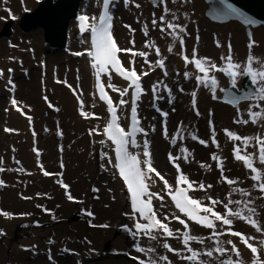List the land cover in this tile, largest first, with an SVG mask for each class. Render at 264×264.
<instances>
[{
    "label": "bare ground",
    "instance_id": "1",
    "mask_svg": "<svg viewBox=\"0 0 264 264\" xmlns=\"http://www.w3.org/2000/svg\"><path fill=\"white\" fill-rule=\"evenodd\" d=\"M119 1L116 2L113 8L114 13L118 8ZM33 3L34 0H0V20L9 13L18 14L23 7H29ZM99 3L100 0H86L85 4L80 3L78 11L82 13V10L88 4L91 11L90 16H96ZM135 3L141 4V8L136 9ZM165 6L169 9L166 19L171 20V13H175L178 19L174 22L186 26L187 34L183 36V48H181L179 41H174L170 35L161 33L159 27L156 29L151 27L152 13L155 12L158 19L160 15L164 14L163 9ZM203 9V0H191V3L188 4H185L183 0H175V3H173V0H163V2L158 0L155 6H151L149 0H133L128 8L123 6L120 9L121 12H119L118 18L122 23L121 31L123 34L120 39L115 36L114 19L116 17L113 14V36L119 46L128 48L133 46L132 41L135 40V44L139 42L142 51L148 53V64L144 63L142 57V71L150 70L151 72L143 79V83L145 81V83L151 82L152 85L156 84V91L163 99H155L151 91L152 87L149 88L144 104L146 113L142 116V126L148 133L147 139L151 153L157 154V156L160 155L158 160L162 163L166 172L169 171V176L173 174L174 181L177 175L174 166L168 159L169 153H172L177 157H181L182 171L189 176L190 180L202 182L205 185H213V188L207 193L199 191L201 201H207L206 197L210 194L215 199L227 202L229 192H231L233 200L247 199V197H242L239 194L238 189L243 187L246 191L251 192L252 206L256 208L258 213L257 219L264 225V199H261L257 189L252 187L253 182L250 179V171L243 164L235 162L232 156L233 142L224 132V129H228L241 136L264 137V115L258 118L256 124L251 122L248 124L234 123L236 119H248L249 105H253V111H260V108L255 107V105L261 102L256 101L254 98L250 101L241 102L238 106H231L222 102L220 100L222 96L220 89L226 86V79L222 73H212L218 80L215 93L217 99L214 100L212 99V88L210 86L205 87L203 83L197 84L195 77L202 74L195 69L194 65L188 64L186 68L181 66L183 54H186L190 60L193 49L197 51L198 57H208L211 62L222 66L226 61L221 60V57L228 55L229 45H231L233 61L240 64L241 69L247 66V57L251 55L254 57L252 66L264 70V28L258 26L251 29V40H254L255 44L252 48H249L250 37L246 38L244 36L242 26L234 21L227 23L210 22L203 15ZM185 12L187 15H185ZM125 25H129L130 28H126ZM146 25L149 29L147 37L144 36L142 31ZM70 27H74L72 20L70 21ZM34 35L37 36V33L34 32L25 36L15 34L9 45L5 44L4 39L0 40V70L4 72V75L0 76V96L1 98L4 96L10 101L15 98L19 102L20 99L16 97L19 91L21 97L27 100L26 104L19 102L22 105L24 114L20 112L18 116H14L11 111L6 113L5 110H1L0 105V159L3 160V164L0 166L6 169L0 172V179L4 180L7 185L0 190V210L13 214L10 219L0 216V229L9 231L17 221L37 220L39 222H49L53 220V216L56 217L59 214L66 213L71 209L72 200L70 201L67 198L66 190L60 186V183L68 185L67 193L75 197L82 179V171L89 173L88 183L95 182L96 189L99 190L95 194L97 198L95 205L99 206V215H104L105 211H108V214L100 219L107 218L102 222L107 221L110 226L108 229H95L82 224L83 240L73 245H67V253L59 250L53 243L46 244L43 234H40L39 231H35L33 237L16 242L12 253L6 251L7 241L4 240L0 243V264H25L23 259L26 253L23 248L33 245L36 246L34 249L38 251L39 256L43 254L52 256L53 261L49 263L46 260V264H52L53 262L56 264H84L85 257L98 258L91 264H135L122 257L116 258V256L99 258V252L106 243L110 244L109 248L112 251H126L131 256L144 259L146 264L149 257L157 260L158 264H164V262L159 261L160 256H168L172 264H184L185 261H182L179 256H174L173 253L163 248V239L157 243L147 237L139 238L138 242L141 247L152 248L154 251L152 253H136L135 242L126 245L122 235L110 238L115 236L117 222L120 224V214L118 212L116 214V211H120L126 195H124L122 186L113 172L112 164L108 163L109 160L113 162L110 145L99 143L102 139L101 128L106 120V115L93 95L92 72L89 67V60L85 57L89 47L87 34L76 40L70 36L67 50L57 53L58 57L54 54L46 56L44 48L40 46ZM146 41H151L154 47L146 48ZM217 42L220 44L219 47ZM169 46L173 49L171 53L168 52ZM156 47L161 50L160 57L156 55ZM69 50L84 54L77 56L75 59H70L68 58ZM160 58L165 61V69L158 67L156 70L155 61ZM9 68L13 69L11 74L7 71ZM165 70L168 72L167 76L164 75ZM185 71L189 73L188 78L183 75ZM9 77L15 85L16 79L23 80L27 78L28 80V82L22 81L19 87L16 85L11 99H8L7 94V88H10L7 84ZM237 82H239V76ZM112 84L118 89L123 86L122 82L113 76ZM165 85L167 87H164ZM168 89H171V103H168ZM180 89H183V91H180ZM193 92L196 93L195 108L192 103ZM77 94L84 101L83 110L94 113L95 116L85 118L80 115L81 106L77 100ZM45 97H47V100L44 99ZM144 97L145 91L143 92L142 102ZM49 103L53 108L56 107V111L48 113L44 117L43 111H49L52 108L49 107ZM157 108L168 112V117L161 116L160 112L156 110ZM197 109L200 112L199 116L196 115ZM29 116L32 117L31 123L28 120ZM96 116H99L100 119H96ZM210 120L215 127V136L219 148L211 145L212 125L209 124ZM44 123L47 125L45 126ZM91 124H96L95 129L98 130L92 135L89 134V130L92 129ZM153 126H155L156 131L152 130ZM165 126L168 132L167 138L164 134ZM5 128L14 131L5 132ZM33 132L36 133L35 136H33ZM56 132L61 133V138L54 141L53 135ZM171 135L176 137L175 143L166 146V140ZM192 135L208 140L210 147L206 148L200 145L198 141L192 140ZM144 139L143 134H140L138 143L142 145ZM254 145L255 141H252V145L249 146L247 151L256 157L254 166L258 170H264L259 164L258 147ZM240 146L243 150L242 143H240ZM95 148L100 153L107 154L103 161L101 155L99 161L95 154L92 155ZM181 148H186L188 151L181 153ZM33 149L37 151H33ZM137 149L142 154V147ZM213 153L221 158L224 174L228 178L236 180V184L229 187L221 179L220 171L216 167L217 161L211 159ZM184 156H187V160L183 158ZM17 160L20 161V164L16 163ZM102 162L105 165L104 169L100 167ZM201 165H210L211 169L207 166L201 167ZM154 167L157 168L155 165ZM17 168H23L24 171L7 170ZM157 170L160 172L158 168ZM43 171L49 172L50 175H43ZM48 181L51 183L49 184ZM31 187L38 190L37 205L42 206L36 207L34 211L26 209L24 207L25 201L19 200L20 196L25 194V191ZM189 194L195 198L194 192ZM163 203L165 210L169 213L168 215L171 216L174 212L167 200L164 199ZM160 204L161 201H156L155 209L157 211ZM233 207L235 206L233 205ZM45 209L48 211L46 212ZM89 211L95 214L97 208L93 206L92 210ZM24 213L30 215H23ZM127 213L129 212L127 211ZM158 213L160 218L163 219L159 211ZM117 216L119 217L118 220H116ZM127 217L129 222L130 218L128 215ZM93 219V217L87 216V221L92 222ZM169 226L174 231L176 229L182 230V226L175 219L169 221ZM232 228L241 231L245 235L252 236L253 240L251 242L258 248V255L264 258V245L261 244V241H264V234L256 232L251 225L241 220H235ZM193 234L205 237L211 235L210 232L205 231H195ZM128 235L131 236L130 233ZM221 239H233L240 249L244 264H251L253 259L251 252L240 244L238 237L227 236L221 237ZM46 240H48V237H46ZM168 242L180 251H185L181 242L171 238ZM205 244L208 247L214 246L211 239H206ZM78 245H83V247L80 248ZM192 246L201 251L205 248L204 245L196 243H193ZM224 246L226 249L230 248L226 243ZM202 259L207 261L209 258L204 256ZM233 259H235L234 255ZM217 262L218 260H213V264H217ZM32 264L45 263L39 257Z\"/></svg>",
    "mask_w": 264,
    "mask_h": 264
},
{
    "label": "snow or ice",
    "instance_id": "2",
    "mask_svg": "<svg viewBox=\"0 0 264 264\" xmlns=\"http://www.w3.org/2000/svg\"><path fill=\"white\" fill-rule=\"evenodd\" d=\"M114 0H102V11L99 12L98 17L92 16L89 17L86 14L79 15L77 20L79 21V31L81 33L90 32L91 44L90 48L87 50V56L91 61V68L94 71L95 75V86L99 93V100L103 101L104 105L107 106V112L110 114V118L105 123L103 127L102 135L115 146V161L111 160L108 163L112 164V167L118 172L119 178L123 181V186L127 189V194L130 199V212L126 213L129 218L132 220V226L127 225L123 226L125 231L129 232L133 238L134 248L136 253H152L154 249L144 248L140 246L138 242L139 238L147 237L152 241L160 242V238L163 237V248L170 253H173L174 256H179L182 261L187 262V264H213V260H218L219 264H244V261L241 257L240 249L237 247V243L233 239H224L221 237H238L240 244L244 245L248 250H250L253 257L251 264H264V258H261L258 255V248L254 246L251 242L253 240L252 236L243 234L239 230H233L232 226L235 220H241L251 225L256 232L264 234V225L260 223L257 219V210L252 206V194L249 191H246L243 187L239 188V194L242 197H247V199H237L233 200L231 198V192H229L227 197V202H224L220 199L213 198L210 194L207 195L206 199L207 204L204 201L193 198L189 193L195 191L208 192L213 188L212 184L205 185L202 182H196L190 180L189 176L185 175L182 171L181 166V157H177L172 153H169V162L174 166L176 170V180L175 185H171L168 180H166L154 167L152 163V153L150 150V144L147 139L148 133L144 130L143 126L140 123V117L138 115V99L142 95V84L141 76H147L148 72H143L140 75L137 74L135 67L126 68L121 63V58L119 53L127 52L131 53L129 57V63L132 65L136 64L138 57L144 58V63H149L148 53L146 51H134L135 40L132 41L133 48L122 49L118 46L117 41L114 39L112 32V20L113 15L110 12V7L113 5ZM163 2V0H162ZM185 4L191 3V0H183ZM123 6L128 8L133 0H122ZM175 3V0H173ZM221 7L216 10V14L222 17H228L232 15H239V10L232 4L228 3V0H219ZM136 9L141 8V4H134ZM162 15L157 19L155 12L152 13L151 18V27L156 29L159 27L161 33L170 35L174 41H179L181 48L184 45L183 36L187 34L186 26L182 23L177 24L174 21L178 19L175 13H171L172 19H166V16L169 14V9L167 6L164 7ZM185 15L187 13L185 12ZM246 23H252V21L245 20ZM126 28H130L129 25H125ZM135 31L134 29H130ZM143 34L145 37L149 35V29L146 25L143 29ZM255 44L254 40H251L250 34V43L249 48H252ZM217 46L220 44L217 42ZM146 48L154 47V44L151 41L145 42ZM173 51L172 47L169 46L168 52ZM156 55L161 56L160 48H155ZM74 55H83L84 53L76 52ZM192 58L189 60L187 55L183 56L185 65L191 64L194 65L195 69L202 75H197L195 77L197 84L203 83L205 87L210 86L212 88V99H217L216 88L218 85V80L215 75L212 73H223L226 76H229L232 80L233 87L236 86L237 78L239 75L248 76L251 80V84L255 87V92L248 93L241 99H252L261 103H257L255 107L260 108V111H253V105H249L248 109V119H236L234 123H258V118L264 115V70L256 69L253 65L254 57L249 55L247 57V66L241 69V65L233 61L231 55V45H229L228 55L221 57V60L226 61L222 66L217 65L216 63L211 62L208 57H198L197 51L193 49ZM155 64L161 68L165 69V61L163 58L157 59ZM8 73L13 72L12 68H9ZM112 73L117 74L122 77L124 81L129 82V86L132 89L131 95V111H130V125L128 126L127 131L124 127H121L119 122V115L117 109L119 108L123 111V106L128 105L129 101L124 99L125 96L129 94V88H116L112 84ZM3 70H0V76H3ZM107 75L108 77V87L112 88V91L118 92L119 101L114 105V100L108 95L105 91V85L102 83V76ZM164 75L167 76V70L164 71ZM185 78L189 77V73L185 71L183 73ZM7 84L10 86L11 90H14L16 85L9 77ZM164 87H167L166 85ZM157 85H152V94L155 99H163L162 96L156 91ZM224 91V89H220ZM75 91V90H74ZM183 91V89H180ZM168 103H171V89H168ZM193 96V107H196V93H192ZM47 100V97L44 98ZM77 100L80 103V115L85 118H90L95 116L94 113H89L83 110L84 101L77 94ZM225 103L232 104L233 106H238V100H228ZM11 105L21 114H24L19 102L13 98L11 100ZM49 107H52L49 103ZM95 107V105H93ZM58 110V109H57ZM160 112L161 116L167 118L169 113L161 111V109H156ZM7 111V109H6ZM174 111V109H173ZM196 115L199 116L200 112L197 109ZM211 115V113H210ZM100 119L99 116L95 117ZM29 123L32 122V117H28ZM209 124L212 125V136H211V145H215L219 148V143L215 136V127L213 122L210 120ZM153 131H156L155 126L152 128ZM14 131L13 129L5 128V132ZM97 129H92L90 134L97 132ZM225 135L233 142L232 156L236 161H241L243 166L250 171V179L253 182L252 187L256 188L261 194V199H264V170H258L254 166V160L256 159L255 155L249 153L247 149L252 145V141H255L256 147H258L259 152V164L264 168V137H248L241 136L234 131L224 129ZM141 133L145 137L142 145L138 143L137 134ZM165 137H168L167 128L165 126L164 130ZM36 133L33 132V136ZM191 139L198 141L200 145L204 147H210L209 141L206 139H201L197 135H192ZM240 142L243 144V150L241 149ZM101 145H104L105 141L101 139L99 141ZM175 143V138L173 139ZM131 148H141L142 147V157L139 154L133 153L129 150ZM33 151H37L33 149ZM181 153H186L188 150L186 148L180 149ZM106 153H101V160L103 161ZM187 160V156L183 157ZM213 161H217L216 167L220 171V176L226 184L231 187L236 184L237 181L234 179L228 178L224 174V166L221 158L213 153L211 155ZM17 164H20V161H16ZM3 164V160L0 159V165ZM63 166V165H61ZM209 167L210 165H201V167ZM100 167L105 168L104 163L102 162ZM6 169L0 166V172L5 171ZM8 171H18L23 172V168L17 169H7ZM155 173V176L152 174ZM43 175H50L49 172L43 171ZM156 177H159L163 181V188L166 191V195L170 197L172 204H174L175 209L178 212H174L169 215H164L163 219L160 218L158 211L154 208V201H161L160 208H164L163 203L165 195L151 191L150 188L155 184ZM58 183H60L58 181ZM7 186L4 180L0 179V187ZM60 186L66 190L67 198L71 201L74 200V197L67 193L68 185L60 183ZM235 190V189H234ZM93 191H99L98 189H93ZM22 199H31V197L22 196ZM233 205L235 207H233ZM37 207H42L37 205ZM222 208V210H221ZM47 212L48 210L45 209ZM12 213L8 211L0 210V216L5 218H12ZM23 215H30L29 213H24ZM86 215L89 217H94V213L86 212ZM183 217V218H182ZM53 219L55 217L53 216ZM171 219L178 221L179 225L182 226L181 229L173 230L169 226ZM97 227H109V225H93ZM195 231H205L210 232L209 237L202 235L193 234ZM5 235L4 231L0 229V236ZM169 238L175 239L182 243L183 249L185 251H180L179 249L173 247L172 244L168 242ZM206 239H211L214 246L208 247L205 244ZM193 243L204 245L205 248L203 251L194 248ZM225 243L230 246V249L225 248ZM261 244L264 245V241H261ZM36 246L33 245L34 249ZM27 250V249H26ZM231 252L233 256L226 255L228 252ZM207 256L209 259L206 261L202 257ZM49 260L52 259V256L49 255ZM134 261L138 260V264H146L144 259H138L136 256H132ZM159 261L164 262V264H172V261L168 256H160ZM147 264H158L157 260L149 257Z\"/></svg>",
    "mask_w": 264,
    "mask_h": 264
},
{
    "label": "rangeland",
    "instance_id": "3",
    "mask_svg": "<svg viewBox=\"0 0 264 264\" xmlns=\"http://www.w3.org/2000/svg\"><path fill=\"white\" fill-rule=\"evenodd\" d=\"M38 1L39 0H34V3L31 6L23 7L18 14H16V15L8 14L6 17H4L2 19V21H4L7 18H10V17L13 18V20L9 26L11 28L12 32L9 35V39H6V38L0 36V40L4 39L6 44H10V40L15 34H17L19 36H25V35H28L30 33L32 34L35 32V33H37V36L34 35V37H36L38 39L40 46H42L44 48V54L46 56L54 54V55H56V57H58L57 53L64 52L67 49V47L63 51L59 50L58 48H53L50 45V42L45 40L44 35H43V29L40 26L31 28V29L27 30L26 32H23L22 29H20L18 26V20H19V17L22 15V13L25 10H32V9L36 8ZM53 1H55V0H53ZM203 2H204V0H203ZM151 5H153V3H151ZM206 7H207V4L204 2V10H203L204 16H205ZM121 8H123V5L122 4L118 5V8L115 10V13H114V16L116 17V19H114L115 33H116L118 38L123 37L122 31H121L122 23L120 22V19L118 18L119 12H121V10H120ZM84 11L87 13H90L88 8H86ZM228 22H231V20ZM236 22H238V21H235V23ZM238 23L242 26V24L240 22H238ZM1 27H2V23L0 22V29H1ZM70 34L72 35V28H69V24H68V38H69ZM245 34L247 35L246 31H245ZM138 45H140V43L136 42L137 48H138ZM73 53H76V52L70 51L68 53V57L69 58H76L77 55H74ZM22 81L28 82L27 78H25L23 80L16 79L17 87L21 86L20 84ZM144 84L149 87V84L148 85H147V83H144ZM16 97H18V99H20V101L22 103L26 104V102H27L26 98H22L19 91H18ZM1 100H2V104H1ZM4 101H5V98L4 97L1 98V96H0L1 110H3V108H4ZM144 102H145V99H144ZM55 111H56V107H54V108L52 107L49 109V111H43L42 114L45 117L48 113H54ZM142 111H143V114L146 113V108H145L144 104L142 106ZM44 125L46 126L47 124L44 123ZM53 136H54L53 140L56 141V140L61 138V133L56 132ZM171 142L172 141L170 139H169V141L166 140V146L169 145ZM94 154L96 156L97 155L100 156V152H98V150H96V149L92 152V155H94ZM159 157H160V155L157 156V154H152V163L161 172H163L165 174H169V171L166 172V169L163 168L162 163L158 160ZM81 171H82V169H81ZM99 174H100V172H99ZM101 174H102V171H101ZM81 177H82V179L80 180L81 181L80 185L78 186V190L75 193L76 197L74 198V200H76V201H74L72 203L71 209L68 210L66 213L57 215L55 217V219H53L52 221H49V222H39L37 220H32V221H27V222L17 221L14 223L13 227L9 231H7L5 229L3 230L5 235L0 236V243L3 242L4 240L7 241L6 251L8 253H12V251L14 250L13 246L16 242H18L24 238L33 237L35 231H39L40 234H43L44 238L48 237L49 242H52L53 245L57 246L59 250H62L63 252L64 251L67 252V245H73L74 243L76 244L79 241V239L81 238V235H82V227L81 226H82V224L90 226V228H95V229H108L109 228V227L105 228V227L93 226V225H105V224L110 226V224L107 221L102 222L107 218L102 219V220L100 219V218H104L105 214H108L107 213L108 211L107 212L105 211L104 215H99V213H98L99 206L95 205V200L97 199L96 195H95L96 191H93V189L97 188L95 185V182H92V183L89 182L88 183L90 176H89V173L87 171H85V172L82 171ZM192 181H194V180H192ZM1 189H2V187H1ZM25 192L26 193L24 195L29 194L31 199L22 200V198H21L22 195H21V197H20L21 199L19 198V200L25 201L24 207L26 209L34 210V206L38 202V190L34 187H31L28 190H26ZM195 193L198 197L201 195V193L199 191H195ZM32 195L33 196L37 195L36 199ZM93 206H95L97 208V213L94 214V217H93L94 219L92 222H90V221H87L86 212H89V210H92ZM117 212L120 214V218L118 217L119 216V214H118V216L116 217V220H118V218H119L120 224H118V222H117V226L115 229V231H116L115 236H111L110 238H115L119 235H122L124 240H125V244L128 245L132 242V239L129 236H127V233L123 227V226L127 225V223H128L127 217L125 215L126 210H125L124 205H122L120 211H118V210L116 211V214H117ZM109 246H110L109 243H106L103 245L102 250L99 252V258H103L105 256H116V258L122 257L129 262H135L136 264H138V262H136L132 259V256L130 254H127V253L122 252V251H120V252L119 251H112L109 248ZM78 247L82 248L83 245L82 246L78 245ZM23 249L26 253V254H24V259H23L25 264H32L39 257L42 258V260L44 261L45 264H46V260L49 263H51L53 261V259H51V260L48 259L49 255L46 257L37 255L35 253V249H33L32 246L25 247ZM84 251H86V250H84ZM37 256H39V257H37ZM85 258H86V261H85ZM85 258L83 261L84 264H91V262L93 263L95 261V259H98V258H94V257H85ZM52 264H56V263L53 262Z\"/></svg>",
    "mask_w": 264,
    "mask_h": 264
},
{
    "label": "water",
    "instance_id": "4",
    "mask_svg": "<svg viewBox=\"0 0 264 264\" xmlns=\"http://www.w3.org/2000/svg\"><path fill=\"white\" fill-rule=\"evenodd\" d=\"M78 1L79 0H41L38 4V7L34 11L26 13L22 17L19 23L20 27L23 31H27L31 28L41 26L44 30V36L47 40L51 41L53 45L62 46L64 44V32L67 21L69 18L75 15ZM212 1L216 2L218 0ZM231 1H233L243 10L250 13L249 15L245 16H242L244 12L241 13V17L244 20L257 19V17L264 19V0ZM237 9L239 10V8ZM58 16L60 17L59 19L57 18ZM227 18H229V16ZM2 34H9L8 23L3 29Z\"/></svg>",
    "mask_w": 264,
    "mask_h": 264
}]
</instances>
